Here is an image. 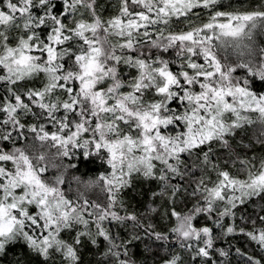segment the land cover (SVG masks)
Segmentation results:
<instances>
[{
  "label": "snow or ice",
  "instance_id": "1",
  "mask_svg": "<svg viewBox=\"0 0 264 264\" xmlns=\"http://www.w3.org/2000/svg\"><path fill=\"white\" fill-rule=\"evenodd\" d=\"M218 2L120 0V14L103 22L95 11L96 0H0V67L6 70L0 82L15 85L41 73L46 80L42 89H29L24 94L30 103L10 88L14 102L8 100L0 105V113L5 114L0 119V141L11 145L8 149L0 147V252L6 244L23 238L45 258L50 249H55L68 264H77L74 246L59 236L62 230L80 224L85 230L78 233L76 244L81 236H88L93 244L95 237H103L109 245L106 254L114 257L115 264H132L125 258L127 244L116 243L103 227L106 220L132 221L134 227H142L135 215H120L114 210L118 193L130 185V177L139 173L146 179H159L166 187L171 185L174 197L180 189L171 181L186 174L181 171L186 166L182 156L192 157L196 149L213 141L231 154L227 137L246 125L264 126V95L253 90L251 80L233 75L238 69H246L248 76L264 82V47L257 51L253 43L257 27L264 31V10L216 11L202 26L179 34L165 35L163 28L156 33L149 30L157 24L167 25L172 16H183L194 8H209ZM80 9L90 12L91 22L75 19ZM67 17L73 18V26L65 23ZM220 17H225L226 22H221ZM10 29L26 34L19 36L15 47L8 44ZM40 29L47 30L46 38L41 37ZM111 37L117 39L113 41ZM221 47L237 51L234 64L221 62L217 53ZM146 48L161 52L175 49L179 59L171 62L182 61L181 70L174 73L169 60L152 56ZM241 56L248 58L241 60ZM121 64L136 69L137 75L131 81L121 79ZM105 81H110L107 87H97ZM124 87L130 91L121 92ZM58 91L66 98L55 95ZM147 92L160 98L145 101ZM173 102L176 108L170 106ZM33 106L41 110L47 124L26 126L21 122L18 113L27 115ZM121 125L128 126L129 131L125 133ZM48 126L55 130H46ZM170 127L179 130L166 132ZM28 133L41 146L49 145L57 151L51 156L30 154L27 145L17 146ZM85 133L91 137L84 138ZM260 136H264V129ZM258 141L264 143L259 137ZM76 148L83 149L85 155L107 154L112 173L99 178L109 194L106 205L91 203L83 194L72 201L62 192L60 186L70 167L63 164L62 158L70 157ZM211 152L209 147L202 159L197 156L202 165H211L217 176L211 187L201 177L193 188L192 195L200 193L203 204L197 203L183 215L175 210L171 213L177 220L172 231L180 247H195L192 258H203L205 264H211L212 229L195 227V217L204 214L213 219V213L221 218L234 217L233 209L238 205L264 196V162L259 170L252 171L248 161L239 160L247 171V179L242 180L219 169ZM154 161L161 165L158 174ZM8 162L11 168L5 166ZM49 168L57 169L51 183L43 175ZM73 179L82 186L96 185V181L75 176ZM220 203L222 211L218 210ZM30 207L35 208L34 213H30ZM90 220L96 226L95 236L88 228ZM216 224L220 226V220ZM26 229H31V233ZM234 231L233 226L226 228V234ZM146 234L156 240L167 239L159 232L146 230ZM246 235L264 248V229ZM220 255L227 253L220 250ZM179 259L173 257L167 264H179ZM248 259L260 264L252 257Z\"/></svg>",
  "mask_w": 264,
  "mask_h": 264
},
{
  "label": "trees",
  "instance_id": "2",
  "mask_svg": "<svg viewBox=\"0 0 264 264\" xmlns=\"http://www.w3.org/2000/svg\"><path fill=\"white\" fill-rule=\"evenodd\" d=\"M59 11V9H57ZM120 0H96L95 11L103 22H107L120 14ZM136 11L143 9L135 8ZM264 10V0H219L214 6L209 8L198 7L183 16H172L167 25L157 24L152 26L149 30L156 33L157 29L163 28L165 35L169 33L179 34L190 31L196 27L202 26L208 22L210 16L216 11L225 12H248ZM76 20L85 19L91 22L92 16L87 9H80L75 16ZM221 22H226L225 17H220ZM65 23L70 27L73 26L74 20L72 17L65 18ZM42 38H46L47 30H38ZM8 44L15 47L18 43L20 35H26L17 29H10L8 31ZM155 35L153 36V39ZM115 41L116 37H111ZM218 43V42H214ZM253 43L257 51L264 47V31L260 27L253 33ZM150 51L152 56H160L170 61L169 67L174 73L181 70L180 63H172L173 60H178L175 56V49H170L168 52H161L157 49H145ZM218 57L224 64H234L238 59L237 51L231 47H221L217 49ZM247 56H241L239 59H247ZM197 59V62L202 63V59ZM257 59H259L257 57ZM119 74L122 80L129 82L137 75L136 69L130 68L127 65L121 64L118 66ZM191 72V70H188ZM237 77L249 79L252 81V88L258 94L264 95V82L247 75L246 69H238L235 73ZM6 75V70L0 67V76ZM46 80L44 74L41 73L30 79L18 81L15 85H9L6 82H0V105L8 100L14 99L9 94V89L15 90L22 98L27 101L24 95L29 89H42ZM110 81H105L98 85V88H105ZM198 90V89H196ZM130 89L124 87L121 92H128ZM55 95L66 98L63 92H57ZM160 97L153 92L145 93V101H154ZM111 103V101H110ZM176 108L177 105L173 102L170 105ZM4 113H0V119L4 118ZM21 122L26 126L30 124H47L41 110L35 106L32 107V112L24 115L18 113ZM62 115V113H57ZM253 116L255 114H252ZM255 117V116H254ZM123 131H129L128 126L121 125ZM264 126L259 123L251 126H245L238 129L236 134L227 137L232 146V153L229 154L227 150L219 146L218 141H213L211 145H204L200 149H196L192 157L182 156L186 161V166H182L181 171L186 174L181 177H176L171 181V184L179 186L180 191L172 196L171 185L165 186L164 182L159 179H146L139 173H134L130 177V185L124 187L118 193V204L114 209L120 215L132 214L137 217V221L142 227H134L132 221L116 222L106 220L103 222V227L116 240V243L127 244L128 256L132 264H167V261L173 257L179 256V264H205L203 258H192L195 252V247L192 250L180 247L176 234L172 231L177 226V220L171 215L175 210L181 215L188 213L197 203L203 204L201 194L192 195L193 188L199 183L201 177L205 179V183L211 187L213 182L217 179L216 172L212 170L211 165L205 166L200 163L199 156L202 159L203 152L207 151L209 147L212 148L210 157L212 161L218 165L219 169L229 171L230 175L239 179H247V171L244 165L239 163V160H246L249 162L248 167L252 171L260 169L261 163L264 162V143L258 141L264 140V136H260L261 130ZM48 131L55 129L48 126ZM179 129L169 128L165 130L168 133L178 131ZM133 135L136 133L133 132ZM31 133L27 134V138L18 142L17 146L27 145V150L30 154L44 153L51 156L57 151L56 148H51L49 145L41 146L39 141L32 139ZM90 133H85L84 138H90ZM0 147L8 149L11 145L8 142L0 141ZM239 157V159H237ZM107 154L102 152L101 155H85L83 149H72L70 157L62 158L64 165H70L65 173V183L61 185V190L66 198L76 201L77 197L83 194L88 201L94 204L106 205L108 203V192L105 188L103 180L99 178L102 176H111L112 169L107 163ZM60 163V160L56 161ZM157 167L155 171L159 173L161 165L155 162ZM6 167L11 168V163L8 162ZM49 183L53 182V178L57 175V169L49 168L43 174ZM79 177L87 181H96L95 186H82L78 184L73 177ZM87 187L85 190L84 188ZM122 205V206H121ZM155 209V211H152ZM91 210V209H90ZM218 210H223V204H218ZM30 213L35 212L34 207L29 208ZM234 211V217L225 216L219 217L213 213V219H209L206 215L200 214L193 220V225L197 228L209 227L213 234V247L210 250L211 264H252L248 257H252L253 261H259L264 264V248L251 240L246 233L258 232L264 229V196L254 197L247 200L244 204L238 205ZM86 219H89L85 216ZM220 220V226H217L216 221ZM153 227L148 229V225ZM233 226L234 233L226 234V228ZM89 230L95 236L96 226L94 223H89ZM31 233V229H26ZM84 226L75 224L71 228L61 231L59 239L66 243L73 245L77 255V264H115L114 257L106 254L108 250V242L103 237H95L96 243L93 244L88 236H81L80 243L76 244L75 239L78 233L84 231ZM149 232H159L167 237L166 240H156L154 237L146 234ZM243 230V231H241ZM133 236L139 237L132 239ZM131 240V243H127ZM194 244L196 242H193ZM203 246V245H200ZM220 250L227 253L226 256L220 255ZM0 264H68L61 252L50 249L47 258L39 253L33 251L23 238H17L15 241L5 245L3 252H0Z\"/></svg>",
  "mask_w": 264,
  "mask_h": 264
},
{
  "label": "rangeland",
  "instance_id": "3",
  "mask_svg": "<svg viewBox=\"0 0 264 264\" xmlns=\"http://www.w3.org/2000/svg\"><path fill=\"white\" fill-rule=\"evenodd\" d=\"M257 28H259V26H258ZM233 75H234V76H237L235 73H234ZM254 116H255V115H254ZM86 188H87V187H85L84 189L87 190Z\"/></svg>",
  "mask_w": 264,
  "mask_h": 264
}]
</instances>
